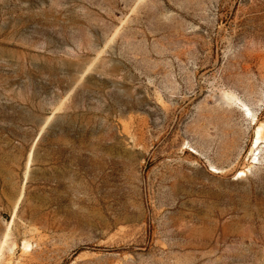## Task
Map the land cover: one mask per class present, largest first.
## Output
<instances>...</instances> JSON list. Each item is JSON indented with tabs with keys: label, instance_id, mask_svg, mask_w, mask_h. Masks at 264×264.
<instances>
[{
	"label": "rangeland",
	"instance_id": "374dc122",
	"mask_svg": "<svg viewBox=\"0 0 264 264\" xmlns=\"http://www.w3.org/2000/svg\"><path fill=\"white\" fill-rule=\"evenodd\" d=\"M262 123L264 0H0V264H264Z\"/></svg>",
	"mask_w": 264,
	"mask_h": 264
},
{
	"label": "bare ground",
	"instance_id": "6f19581e",
	"mask_svg": "<svg viewBox=\"0 0 264 264\" xmlns=\"http://www.w3.org/2000/svg\"><path fill=\"white\" fill-rule=\"evenodd\" d=\"M239 102H241V101H239ZM242 106L245 108L247 116L251 115L252 119L255 120L256 116L251 112V110L247 107V105L242 103ZM263 143H264V123H262L258 126V129L256 131V137H255V140L253 141L252 145H253V148L258 149ZM32 156H33V150L30 153V161H31ZM254 160L260 161V159L258 157H256ZM213 172L217 173L219 171L216 170L215 168H213ZM240 176L241 177L247 176L246 171H241ZM30 247H31V245L29 243L24 245L25 250H28Z\"/></svg>",
	"mask_w": 264,
	"mask_h": 264
}]
</instances>
